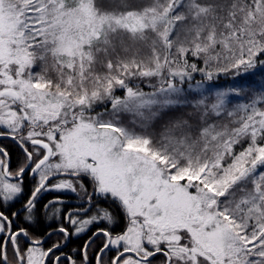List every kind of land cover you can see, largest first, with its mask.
I'll use <instances>...</instances> for the list:
<instances>
[{
    "label": "snow or ice",
    "instance_id": "obj_1",
    "mask_svg": "<svg viewBox=\"0 0 264 264\" xmlns=\"http://www.w3.org/2000/svg\"><path fill=\"white\" fill-rule=\"evenodd\" d=\"M0 264H264V0H0Z\"/></svg>",
    "mask_w": 264,
    "mask_h": 264
},
{
    "label": "flooded vegetation",
    "instance_id": "obj_2",
    "mask_svg": "<svg viewBox=\"0 0 264 264\" xmlns=\"http://www.w3.org/2000/svg\"><path fill=\"white\" fill-rule=\"evenodd\" d=\"M15 166H16V165H15V157H13V164H12V167L15 168ZM49 195H55V193H51V194H49Z\"/></svg>",
    "mask_w": 264,
    "mask_h": 264
}]
</instances>
